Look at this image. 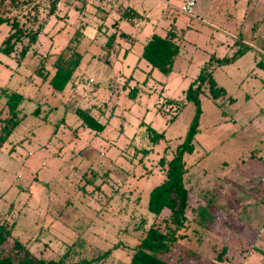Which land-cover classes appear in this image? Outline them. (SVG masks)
I'll list each match as a JSON object with an SVG mask.
<instances>
[{
    "label": "rangeland",
    "instance_id": "rangeland-1",
    "mask_svg": "<svg viewBox=\"0 0 264 264\" xmlns=\"http://www.w3.org/2000/svg\"><path fill=\"white\" fill-rule=\"evenodd\" d=\"M186 1L63 0L24 58L20 49L0 52V92L22 96L20 122L0 147V222L13 225L0 255L16 239L45 261L128 264L153 223L172 231L166 213H149V194L164 177L159 160L174 156L195 121L185 92L206 67L224 95L213 99L202 84L193 150L183 156L194 216L158 257L264 264V0H194L192 16L179 10ZM9 29L0 27V44ZM173 30L180 52L163 75L142 48ZM68 45L81 61L57 91L52 63ZM6 101L0 95V120L9 117ZM77 109L105 129L82 127ZM147 127L163 139L151 144ZM208 234L224 243L208 247Z\"/></svg>",
    "mask_w": 264,
    "mask_h": 264
},
{
    "label": "trees",
    "instance_id": "trees-1",
    "mask_svg": "<svg viewBox=\"0 0 264 264\" xmlns=\"http://www.w3.org/2000/svg\"><path fill=\"white\" fill-rule=\"evenodd\" d=\"M63 0H0V27L7 24L10 29L0 44V52L3 55L11 56L18 51L22 59L26 56L32 45L41 34L44 25L54 14ZM176 31H170L163 36L152 34L142 48L141 58L151 67L163 75H169L172 71L175 58L180 52L179 40ZM114 36H110L112 39ZM109 44V41L107 42ZM18 46V47H17ZM81 61V55L73 45H68L61 50L52 63L54 73L49 81L54 90L61 91L70 82L75 70ZM218 63H230V60L219 61ZM258 66L262 67L260 63ZM207 82L209 93L213 99L224 95V91L217 88L207 68L201 69L198 77L194 80L185 92V98L194 102L197 108V116L193 122L186 139L179 145L174 156L166 161L163 157L159 160V166L163 173L161 183L151 190L147 209L154 217H160L166 213L168 220L173 227L169 233H163L153 223L148 229L146 236L133 249V255L128 264H170L158 257V254L168 253L176 243L184 236L176 235V232L185 229L193 219L194 213L188 206V192L184 186V175L186 173L183 163V156L193 150L192 141L195 137L198 115L200 114L198 96L201 86ZM135 88L129 96L135 97ZM0 95L6 97V105L9 110V117L0 120V147L9 139L14 128L19 124L17 108L22 101V96L17 93L1 90ZM76 115L81 121V126L86 129L102 132L105 125L100 123L90 109H77ZM151 144H156L163 139V134L155 132L150 127L146 128ZM7 229L4 222H0V247L11 237V230ZM108 252L101 258H105ZM17 257V258H15ZM100 257L92 260H82L76 264H90L99 261ZM16 260V261H14ZM0 264H65L63 261H45L37 259L29 249L14 239L8 251L0 255Z\"/></svg>",
    "mask_w": 264,
    "mask_h": 264
},
{
    "label": "built area",
    "instance_id": "built-area-1",
    "mask_svg": "<svg viewBox=\"0 0 264 264\" xmlns=\"http://www.w3.org/2000/svg\"><path fill=\"white\" fill-rule=\"evenodd\" d=\"M100 3H105L108 5H116L118 4L121 0H98ZM194 0H187L181 7H180V12L192 16L193 14V8H194ZM260 53V58L258 63L264 68V51H258ZM263 263H264V256H263Z\"/></svg>",
    "mask_w": 264,
    "mask_h": 264
},
{
    "label": "crops",
    "instance_id": "crops-1",
    "mask_svg": "<svg viewBox=\"0 0 264 264\" xmlns=\"http://www.w3.org/2000/svg\"><path fill=\"white\" fill-rule=\"evenodd\" d=\"M193 15V14H192ZM146 18H147V16H146ZM8 33V32H7ZM176 33V32H175ZM177 34V33H176ZM7 35V34H6ZM177 36H178V34H177ZM208 242H207V245H208V247H209V245L210 244H208V243H210V241H211V245H214L213 243H215V244H222V243H224V241L220 238V237H218V236H216L215 234H212V238H210V236H209V234L207 235V239H206ZM203 244V243H202ZM181 264H185V263H181Z\"/></svg>",
    "mask_w": 264,
    "mask_h": 264
}]
</instances>
